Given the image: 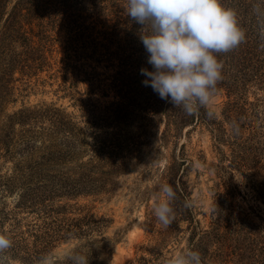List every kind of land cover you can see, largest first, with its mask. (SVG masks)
Returning <instances> with one entry per match:
<instances>
[{
    "label": "trees",
    "instance_id": "16d2710c",
    "mask_svg": "<svg viewBox=\"0 0 264 264\" xmlns=\"http://www.w3.org/2000/svg\"><path fill=\"white\" fill-rule=\"evenodd\" d=\"M81 1L0 0L1 103L6 98L4 88H9L15 73L32 77L52 68L49 55L57 41L51 33L55 32V28L59 42L64 43L67 59L88 55L100 58L103 55L96 46L92 53H87L89 43L85 32L87 27L81 19ZM221 3L237 12L239 24L246 32L245 42L237 48L216 54L223 63V79L217 84V91L224 88L228 97L234 95V101L227 103L231 107L225 117L231 120L230 117L235 116L231 120L235 123V119L245 118L242 112L234 114L238 112L236 107H245L239 105L242 97L234 94L238 85L232 76L261 77L264 82V16L254 11L253 1L221 0ZM257 4L264 6V0H259ZM135 24L138 30L135 38L130 36L134 41L131 46L122 43L121 35L113 31L119 39L118 47L122 48L117 58L125 67L123 72L132 71L137 77L134 93H122L127 86L123 82L127 80L126 76V80H119L122 83L118 84L114 100L104 106L93 105L88 93L84 99L76 98L80 111L78 120L54 103L21 107L8 117V131L0 137V151L4 149V159L12 161L11 170L0 175V196H14L11 205L0 203V233L8 235L13 241L6 254L7 260L33 264L60 241L101 231L107 223L105 218H97L90 209L80 207L75 208V216H59L60 210L65 207L58 202L82 193L96 195L113 192L119 185L120 176L140 165L151 164L163 143L177 138L186 125L195 123L210 127L213 137L220 143L221 128L206 106L190 116L182 107L160 99L150 86H144L143 81L148 78L140 70L147 68L153 71V68L147 63L149 54L142 44L141 34L149 33L142 29V25ZM63 30L65 35L60 36L59 32ZM127 61L139 64L130 70L126 68L129 65ZM60 62L63 65L57 69L58 72L66 73L73 68L69 62ZM116 77L120 76H115L114 80ZM99 85L102 84L99 82L94 88ZM102 92L107 95L104 89ZM81 122L84 125L81 126ZM159 122L164 123L162 131L159 130ZM15 124L22 128L18 134L12 130ZM89 133L93 135L92 143L89 142ZM234 143L227 159L229 166L241 171L264 202V151L256 154L259 162H253L251 155L256 152L251 139ZM262 159V165L256 168ZM184 161L182 157L178 166L172 163L165 165L159 182L153 187L157 192L161 185L169 184L177 192L173 204L176 213L174 221L164 228L151 210L146 214L148 226L159 223L161 228L158 233L162 240L179 230L181 221H188V248L200 252L203 264H264V232L239 217L233 204L225 197L212 210L211 229L197 231L189 207H185L188 199L185 188L180 187L181 175L178 177L177 174L179 164ZM222 201L225 204L220 205ZM28 216L32 219L27 220Z\"/></svg>",
    "mask_w": 264,
    "mask_h": 264
},
{
    "label": "rangeland",
    "instance_id": "374dc122",
    "mask_svg": "<svg viewBox=\"0 0 264 264\" xmlns=\"http://www.w3.org/2000/svg\"><path fill=\"white\" fill-rule=\"evenodd\" d=\"M118 1L121 0L81 1L83 8L81 19L87 27L85 32L89 43L87 53H92L93 47L96 46L103 53L100 58L98 55L94 57L88 55V57L75 58L72 56L71 60L67 59L64 43L59 42L55 28L53 30L55 32L51 33L57 41L49 55L52 68H47L32 77L14 74L15 79L8 86L9 88H4L3 95L6 98L2 103L0 99V137L8 131L6 128L8 117L21 107L31 108L54 103L56 107L64 109L78 120L80 111L76 98L84 99L88 93L93 105L104 106L114 100L118 84L122 83L119 81L121 79H127L123 81L127 86L122 93L135 92L137 77L132 71L123 72L125 67L117 58V53H120L122 48L118 47L119 39L114 36L113 31L121 35L122 43L131 46L134 41H131L130 36L135 38L138 27L126 14L127 0L121 4ZM252 1L255 6L259 0H247V3ZM77 7L79 8L80 5L77 4ZM59 35L64 36V30L59 32ZM61 60L64 63L69 62L73 68H69L66 73L58 72L57 69L63 65ZM127 62L129 65L126 68L130 70L139 64V62ZM115 76L120 77L114 80ZM232 77L238 85L234 94L242 97L239 105L245 107L240 109V106H237L238 112L234 114L242 112L245 118L235 119L234 123L231 120L235 116L230 117L231 120L225 117L227 109L231 107L227 103L234 101V95L228 97L224 88H220L212 102L206 106L221 128L220 143L213 137L210 127L203 124H188L179 131L177 138H170L163 143L151 164L140 165L120 176L119 185L113 192L96 195L82 193L73 198H63L58 202L65 207L60 210L59 216H75V208H87L97 218H105L107 223L99 232L56 243L48 252L54 256L56 264L69 262L65 254L72 250L86 254L90 264H145V261H148L147 264H167L176 251L188 248L190 235L188 221H181L179 230L173 231L161 240L158 233L161 225L156 223L150 227L146 220V214L153 210L155 202L153 196L158 192L154 191L153 187L159 182L163 167L169 163L178 166L182 157L185 161L179 164L177 174L178 177L181 175L182 179L180 187L185 188L187 199L192 203L189 210L198 232L211 229L212 210L224 197L227 198V202L233 204L239 217L245 218L251 225L264 232V202L257 196L252 185L245 180L241 171L232 169L227 160L230 156L231 144L250 138L256 152L251 158L253 162L255 160L259 162L256 154H262L264 151V82L261 77L258 79H250L249 76L243 75ZM99 82L102 85L95 89ZM103 89L107 91V95H104L106 93L102 92ZM82 125L84 122H81ZM158 126L162 131L164 123L159 122ZM21 129L18 124L12 128L14 134H18ZM214 134L217 135V132ZM88 136L89 142L92 143L93 135L89 133ZM0 153L1 175L11 170L12 161L4 159V149H1ZM197 161L204 167L194 168L193 165ZM262 162L263 159L256 164V168L260 167ZM13 200L14 196L6 195L4 198L0 196V203L6 202L11 205ZM222 204L225 202L222 201L220 205ZM29 219L32 217L28 216L27 220ZM38 262L39 260L33 264ZM4 264L23 263L6 259Z\"/></svg>",
    "mask_w": 264,
    "mask_h": 264
},
{
    "label": "clouds",
    "instance_id": "9594fccd",
    "mask_svg": "<svg viewBox=\"0 0 264 264\" xmlns=\"http://www.w3.org/2000/svg\"><path fill=\"white\" fill-rule=\"evenodd\" d=\"M254 11L264 16V6L257 4ZM126 14L149 34H141L153 68H142L141 74L159 98L175 107H182L187 115H195L209 105L223 79V63L219 53H227L246 40L237 12L225 8L221 0H127ZM194 168H203L197 161ZM177 192L169 184L160 186L154 194L153 213L167 228L175 219L173 204ZM185 201V207H191ZM13 246L12 239L0 233V264L7 259ZM70 264H90L86 254L72 250L65 254ZM38 264H56L52 254H45ZM167 264H203L199 251L192 248L178 250Z\"/></svg>",
    "mask_w": 264,
    "mask_h": 264
}]
</instances>
